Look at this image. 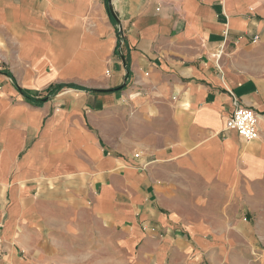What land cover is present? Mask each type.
Wrapping results in <instances>:
<instances>
[{
    "label": "crops",
    "instance_id": "crops-1",
    "mask_svg": "<svg viewBox=\"0 0 264 264\" xmlns=\"http://www.w3.org/2000/svg\"><path fill=\"white\" fill-rule=\"evenodd\" d=\"M240 214L264 239V0H0V264H223Z\"/></svg>",
    "mask_w": 264,
    "mask_h": 264
},
{
    "label": "rangeland",
    "instance_id": "rangeland-1",
    "mask_svg": "<svg viewBox=\"0 0 264 264\" xmlns=\"http://www.w3.org/2000/svg\"><path fill=\"white\" fill-rule=\"evenodd\" d=\"M243 217L246 220L245 229L233 231V243L227 249L229 260L223 264H264V239L260 240L258 230L254 229L255 217L240 214L237 220H242ZM261 232L264 233V229Z\"/></svg>",
    "mask_w": 264,
    "mask_h": 264
},
{
    "label": "built area",
    "instance_id": "built-area-1",
    "mask_svg": "<svg viewBox=\"0 0 264 264\" xmlns=\"http://www.w3.org/2000/svg\"><path fill=\"white\" fill-rule=\"evenodd\" d=\"M257 38L253 39V42ZM120 43H122L120 41ZM226 129L237 132V134L245 141L251 142L259 137L257 116L252 109L240 106L238 102H234V110L226 123Z\"/></svg>",
    "mask_w": 264,
    "mask_h": 264
},
{
    "label": "trees",
    "instance_id": "trees-1",
    "mask_svg": "<svg viewBox=\"0 0 264 264\" xmlns=\"http://www.w3.org/2000/svg\"><path fill=\"white\" fill-rule=\"evenodd\" d=\"M108 12L110 13L109 8H108ZM2 73H4V75L8 76L9 78L11 77V75L7 71H2ZM14 86H15L16 91L23 97L24 101L33 105L34 107H41L52 96H54L56 93H58L63 88V86L61 85H52L47 89L45 96H40L39 94H30L29 92H26L18 88L15 84Z\"/></svg>",
    "mask_w": 264,
    "mask_h": 264
},
{
    "label": "water",
    "instance_id": "water-1",
    "mask_svg": "<svg viewBox=\"0 0 264 264\" xmlns=\"http://www.w3.org/2000/svg\"><path fill=\"white\" fill-rule=\"evenodd\" d=\"M109 8V7H108ZM109 10H110V8H109ZM110 13H111V10H110Z\"/></svg>",
    "mask_w": 264,
    "mask_h": 264
}]
</instances>
